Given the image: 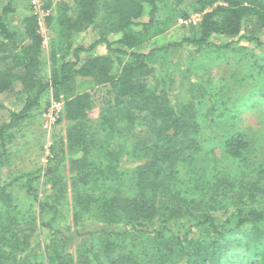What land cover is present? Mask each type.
Returning <instances> with one entry per match:
<instances>
[{
	"label": "trees",
	"instance_id": "trees-1",
	"mask_svg": "<svg viewBox=\"0 0 264 264\" xmlns=\"http://www.w3.org/2000/svg\"><path fill=\"white\" fill-rule=\"evenodd\" d=\"M13 1L8 0L0 12V165L9 157L12 130L52 94L63 106L58 122L68 123V152L52 168L54 183L59 176L64 181L73 179L76 218L86 211L97 216L98 223L86 225L78 220L71 232L54 226L61 202L42 201L35 193L34 184L44 170L12 178L0 184V264H45V255L54 264H139L143 258L137 246L155 240L171 255L176 252L170 264H205L208 249L212 256L222 257L230 250L232 236L247 229L258 240L249 264H264V209L241 208L224 221L213 197L195 202L180 192L179 166L201 152V126L196 107L191 102H173L167 83L153 74L148 62L172 46L228 49L244 42L262 47L264 0H185L202 16L193 36L149 53L136 49L141 43L136 28L151 27L165 0H77V11L65 8L57 17L60 36L72 40V35L92 29L100 30V38L88 48L68 45L69 59L51 78L42 73L44 38L39 18L28 15L19 29L13 27ZM146 14L149 20L143 23ZM187 14L182 12L185 18ZM111 35L119 37L112 41ZM225 39L229 41L219 46L215 42ZM99 44L107 49L104 55L94 54ZM123 60V69L116 70L117 62ZM80 79L107 89L110 99L104 102L97 122L89 117L97 108L92 94L77 90ZM145 125L150 135L142 141L136 129ZM118 126L122 130L114 131ZM114 139L119 142L116 146L111 143ZM225 148L234 160L249 144L243 135H235L225 142ZM124 160V164H137L127 170L120 166ZM65 165L71 175H65ZM127 175L134 183L133 197L125 196L118 185ZM18 186L37 208L33 218L11 214L16 207L7 191ZM251 186L242 189L250 192ZM47 210L55 212L49 221L42 219ZM87 238L98 240L100 251L86 248L75 256L53 251L55 244L72 246ZM203 244L206 248L201 249Z\"/></svg>",
	"mask_w": 264,
	"mask_h": 264
},
{
	"label": "rangeland",
	"instance_id": "rangeland-1",
	"mask_svg": "<svg viewBox=\"0 0 264 264\" xmlns=\"http://www.w3.org/2000/svg\"><path fill=\"white\" fill-rule=\"evenodd\" d=\"M7 3L8 0H0V12ZM13 7L10 23L15 28L19 29L28 15L34 14L39 18L40 32L44 38L42 73L48 78H51L64 60L69 59L71 50L67 49L68 45L71 49L81 44L88 48L100 38V30L92 29L72 35V40L60 36L57 17L65 8L72 12L77 11V0H14ZM182 12H188V18L183 17ZM201 17L187 6L185 0H165L160 3L151 27L136 28V32L141 33V43L136 49L149 53L153 49L191 38L194 28H198L201 23ZM148 20L146 14L142 22L147 23ZM117 36L111 35L108 38L113 41ZM261 40L264 42V34ZM227 41L229 40L215 42L219 46ZM106 52L104 44H99L94 54L104 55ZM148 62L154 70L153 74L160 76V79L167 83L166 90L173 102H191L190 104L196 107L198 123L201 126L198 135L202 150L193 160L179 166L178 188L184 198L198 202L213 197L219 210L217 214L221 215L224 221L231 213L235 214V211L241 208L264 209V45L256 47L244 42H235L228 49L172 46L168 52L161 51ZM125 64V60L122 63L117 62L116 70L121 71ZM77 90L92 94L97 108L89 113V117L91 121H99L101 108H104V102L110 99L107 89L95 88L88 79H80ZM49 98L43 100L41 107L25 122L12 130L9 157L0 165V184L40 169L44 170L42 179L34 184L35 193L42 201L61 202L54 226L71 232L78 220L80 224L92 225L98 223V218L95 215H87L86 211L80 212L79 218H76L73 179L64 181L59 176L57 184L54 183L52 168L55 167L56 160L60 161L64 157L63 153L68 152V123L58 122L63 110L57 111L52 105L62 103L54 101L52 94ZM11 104L8 103L7 106L11 107ZM146 127L145 125L136 129V136L142 141L150 135ZM115 130L121 131L122 126L115 127ZM235 135H243L248 141L249 149L240 158L233 160L227 155L225 142ZM115 140L111 141L114 146L119 143ZM52 150H55V153ZM54 158L56 159L53 160ZM125 162L126 160L120 166L127 170L133 169L137 164H124ZM65 175H71L67 166ZM250 183L253 185L250 187L251 191L244 192L242 186ZM118 185L125 196L135 195L134 183L130 176L127 175L124 182H118ZM7 194L16 207L11 214H18L26 219L33 218L37 208L33 200L25 196L20 186L11 188ZM54 215L53 210H47L42 219L49 221ZM248 230L232 236L230 250L224 252L222 257L212 256L211 249H208L209 258H203V262L251 263L258 240H255L256 236L247 232ZM159 243L160 240H155L137 246L143 258L139 264H170L175 261L176 252L171 255L168 250L161 248ZM205 244L200 248H206ZM99 245L98 240L87 238L72 246L55 244L53 251L75 256L86 248L100 251ZM261 245H264V241ZM43 258L45 264H54L52 257L49 259L45 255Z\"/></svg>",
	"mask_w": 264,
	"mask_h": 264
},
{
	"label": "built area",
	"instance_id": "built-area-1",
	"mask_svg": "<svg viewBox=\"0 0 264 264\" xmlns=\"http://www.w3.org/2000/svg\"><path fill=\"white\" fill-rule=\"evenodd\" d=\"M53 106V108L55 109V110H57V111H61V110H63V106H61L59 103H56V104H54V105H52Z\"/></svg>",
	"mask_w": 264,
	"mask_h": 264
}]
</instances>
